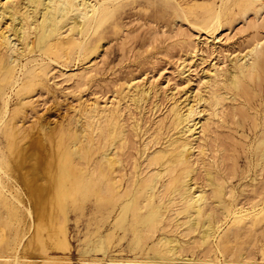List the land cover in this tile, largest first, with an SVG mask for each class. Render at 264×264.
<instances>
[{
	"label": "bare ground",
	"instance_id": "obj_1",
	"mask_svg": "<svg viewBox=\"0 0 264 264\" xmlns=\"http://www.w3.org/2000/svg\"><path fill=\"white\" fill-rule=\"evenodd\" d=\"M116 1L0 0V129L10 114L9 90L17 87L16 89L29 91L39 83L41 79L38 78L45 73L40 64L45 59L66 62L73 53L79 58L86 42L90 40L92 45L91 52L87 55V62L82 65V70L70 71L68 76L84 78L86 73L92 71L90 68L98 56L103 41L99 37L94 38L91 34L98 21L106 15L107 9ZM229 2L233 6L244 7L245 12L251 11L254 7L259 11L264 8V0H221L216 7L209 2L201 8L198 25L195 23L191 25L202 31L209 28L218 30L225 10L223 7ZM196 6L197 3L192 1L187 7H180L181 15L184 13L183 15L186 16L188 12L196 14L193 12V7ZM247 15L249 14H245ZM261 19L264 21V14ZM249 45L250 48L246 53L232 59L225 72H219L217 69L209 71L202 90L192 93L191 89L180 99L171 95L172 100L166 116L168 120L165 121L163 117L164 122L163 119L159 123L156 122L155 130L153 133L150 132L148 141L143 143L141 148L135 149L139 153V158L133 157L132 160V155L130 156L131 167L128 172L124 154L126 152L130 154L128 148L133 144L137 146L134 139L139 135L137 130H140L141 124L139 115L137 120H130L131 122L126 121V117L124 119L123 105L128 102L127 110H129L128 105L141 109L143 103L152 95L153 86L152 89L151 86L139 84L133 79L125 81L119 98L112 97L102 103L97 99L82 100L76 108L78 115L76 120L61 123L55 128L48 126L49 122L46 121L47 125L44 121L45 123L40 126L41 132L34 136L26 132L21 123L17 124L14 120L13 125L9 127L6 120L3 133L1 132L5 142L0 145V191L5 189L8 194H1L0 199L4 195V199L8 198L15 204V220L13 219L12 224L14 253L12 256L7 254L8 257H2L5 259L0 263L71 264L66 258L68 256L52 257L48 255L46 249L48 246L61 252L69 249L67 237L69 209L80 208L90 197L94 199V211L99 215L96 220L106 221L108 228L103 234L98 233L88 242L86 240L83 252L101 251L104 255L105 239L109 243L110 238L118 236L116 233L121 231L117 243L129 234L130 249L144 254L140 257L135 254L132 258L126 259L110 256L105 264H188L194 259H196L194 262L207 263L209 260V258L206 260L207 254L213 251L215 237L221 227H224L222 224L226 222V218L239 220L250 211L243 206V203L228 202L225 199L229 194L225 177L218 172L220 169L216 171L212 169L219 161H217L219 159L217 151L226 150L218 147V134L216 135L214 124L219 118L223 119L227 101L236 102L231 104L230 108L228 105V112H231L232 116L241 115L239 113L243 110L240 106H236L237 101L239 102V98L242 97L248 102L253 94L251 92L254 89L253 85L260 84L264 62V39H255ZM186 66L187 63L183 60L180 73L189 70V66ZM156 90H154L155 94ZM25 98L27 101L29 97L24 96L21 99ZM157 105L155 101L154 106ZM150 113L152 114V111ZM129 115L126 116L130 117ZM260 133L261 137L257 139L254 148L257 156L255 163L259 169H262L264 129ZM206 156L209 159H206ZM222 167L221 171L224 172ZM230 168L232 170L234 167ZM227 171L229 173L228 169ZM250 178L255 180V176ZM259 182L258 185H250L251 196H248V200L252 203L264 197L262 196L264 180ZM8 224L5 227L9 226ZM170 224L176 227V231L177 228H181L179 231H182V237L166 233L165 228ZM97 225L101 230L100 223ZM189 234L195 235L187 239L183 238ZM195 247L203 253L204 257L201 260L200 257L193 256ZM36 250L41 253L34 254ZM28 252L31 254L28 255ZM187 252H190V257L186 255ZM233 253L234 250L231 252L232 256ZM37 256L40 257L39 261L36 259ZM239 256L236 261L238 264H256L250 255L241 252ZM101 261L102 258L95 256L84 258L82 264H101ZM226 264L231 262L226 261Z\"/></svg>",
	"mask_w": 264,
	"mask_h": 264
},
{
	"label": "rangeland",
	"instance_id": "obj_2",
	"mask_svg": "<svg viewBox=\"0 0 264 264\" xmlns=\"http://www.w3.org/2000/svg\"><path fill=\"white\" fill-rule=\"evenodd\" d=\"M192 1L197 3V6L193 7V12L196 14L186 12V16H184V13V15H181L182 12L180 11L182 10H180V7H187L188 3H191ZM220 1L221 0H117L115 4H111L109 9H107L106 15L98 21L95 30L91 34L94 38L96 37L98 39L99 37L103 41V44L100 46L101 49L99 48L100 54L98 53V56L94 59L93 66L90 68V71L92 69V73H86L84 78L79 76H73L74 78H72L68 76L70 71L78 72L82 70V65L87 62V55L91 52L92 45L90 40L86 42L85 49L79 58H76V54L73 53L71 54L72 57H70L69 61L66 62H54L45 59L42 64H40L42 65V71L45 73L40 75L38 80H41L39 83L35 84L37 86L34 85L32 87V89L34 88L33 90L30 89L29 91H25L21 88L16 89L17 87L9 90L8 93L10 94V97L8 100V106L11 115L9 114L7 116L6 120L8 124H10H7V126L11 127L15 120L17 121V124H22L27 130L26 132L31 136H34L41 132L40 126L46 121L49 122V125L47 122L45 124L55 128V126L57 127L61 123L76 120L78 117L76 108L78 103L82 100L92 101L97 99L102 103L112 97L117 96L119 98L121 95V87L125 85V81L127 82L133 79V81H137L139 84L153 86L154 89L152 87L153 91L151 93L152 95H150L147 100L148 103H143L141 109H135L132 105H128L129 110H127L126 105L129 103L125 102L126 104L124 103L123 105L124 119L126 117V121H134L138 119L139 115L140 121H138L141 124L140 130H137L139 134L137 137L139 136L140 138L136 137L134 139L136 140L138 147L136 144H133L135 147L132 145L128 148L130 154L127 152L126 154L128 156L124 154V159H127L125 167L128 172L131 167L130 156L132 155V160L133 157L139 158V153L135 149L141 148L143 143L148 141L150 132L152 131L153 133L157 123H159L161 119H163V122L164 118L165 121L168 120L166 117L168 114L167 108L170 105L172 96L175 98L179 97L180 99L191 89L192 93L202 90L206 84L204 81H206L207 74L210 73L209 71L217 69L219 72H223L229 67L235 56H241L246 53L250 48L249 44H251L252 41L258 38L264 39V21L261 19L264 14V8L259 11L258 8L254 7L255 9L253 8L251 11L249 10L245 12L243 10L244 7L233 6L231 5V2H229V5L227 4L223 7V10H225L223 11L221 19V27H219L218 30L213 28L204 29L205 33L204 30H199L191 25L192 23L198 25L200 20L199 16H201V8L204 4L211 2L209 4L216 7L220 4ZM228 6L231 8L229 7L227 10L226 7ZM245 14L249 15L245 16ZM240 20H242V22ZM254 23H259L260 25L255 26ZM183 60H185V63L189 66V70L180 73ZM263 70L261 71L262 73L260 72V84L253 85L254 89L251 91L255 95L252 94V96L249 97L248 102L242 97L241 99L239 98V102L237 101L236 106H240V109L242 108L243 110V112L239 113L241 115L236 114L235 116H232V113H229L228 110L232 106L231 104H235L236 102L227 101L226 113L224 114L223 119H218V122L216 123L218 126L214 124L216 135L218 134L217 143L222 145L218 144V147H223L226 150L223 152L222 150L217 151V158L219 157L217 161H219L216 162L217 165H213L212 169L215 171L220 169L218 172L222 173L225 177L227 183L226 188L229 193H226L227 196H225L227 198L225 197V199L228 202L243 203V206L250 211L246 213V216L243 215L240 219L238 218L239 220H233L232 217H229L230 219L228 217L226 218V222L222 224L224 227H221V230L219 229L220 231L215 237L214 249L212 248L213 251H209V255L207 254L206 260L209 258L207 263H203L202 261H200V263L194 262L196 260L194 259L193 262L188 264H226V261H230L231 264H238L236 261L240 258L239 254L241 252L245 253L247 256L250 255V257L255 260L253 261L254 263L264 264V197L259 199L257 201L258 203H252L248 200L251 196L250 185H258L259 181V183H261L264 180V167L259 169L256 165L255 162L257 156L254 148L257 139L261 137V135H259L261 134V130L264 129ZM87 74L90 75L88 76ZM82 79L84 80L82 81ZM116 90L118 93H116ZM154 90H156V94ZM153 93L155 96H153ZM24 96L29 97L27 98V101L26 98L23 100L21 99ZM20 100L22 101L19 102ZM155 101H157V107L154 106ZM131 108L133 113L130 112ZM164 108L166 109L164 110ZM158 109L160 111H158ZM143 110L146 111L144 112ZM150 111H152L153 117ZM136 112H138V114ZM160 112L162 113L160 114ZM128 113L130 115L132 113L133 116H130ZM134 113H136L137 116H135ZM126 115H129L130 117ZM141 120H143L142 123ZM5 121L2 124L3 126H1L2 130L0 129V145L5 142L4 135L2 134L4 125L7 123ZM128 124L130 125L129 122ZM147 131L148 133H146ZM142 132L143 135H141ZM207 152L210 153L209 151ZM209 155H211V153ZM205 158L209 159L207 156ZM221 167L224 172L221 171ZM230 167L234 168L231 170ZM227 169L229 170V173ZM252 176H255L254 181L250 178ZM3 193L6 195L8 194L5 189L0 191V195ZM3 196L4 195L1 196L0 204L6 201L2 205L4 207L7 206L8 210L0 205V209L2 208L0 212V218L2 219L0 220V227H2V229L0 228V235L4 234L3 236H0V245L2 246L0 247V262L5 259L2 257L12 256L14 253L12 248L14 246L12 242L14 227H12V224L15 220V204L8 198L4 199L5 197ZM93 202L94 199L90 197L86 202L82 203L80 208L74 207L69 209L67 234L70 244L69 249L65 252H61L48 246L46 249L48 255H51L52 257L61 256L64 258L68 256L66 258L71 264H82L84 258L87 259L95 256L102 258L101 264H105L110 256H115V258L120 259H126L128 257L132 258L135 254L139 257L142 256L144 253H136V251L130 249L128 241L130 240L131 235L127 234L126 238L121 239V242L117 243L121 231L116 233L118 236H112V238H110V242L113 241L112 243H107V240L105 239L106 250L104 255L101 251L83 252L84 246L88 240L94 238L98 233L103 234L108 228L106 221H103L104 227L103 222H98L100 221L99 219L96 220V218H99V215L98 213L96 215L94 211ZM249 202L252 203L253 206ZM11 203L13 205H11ZM8 205H10V207H8ZM5 222L10 223L11 225L8 223L5 224ZM99 223L101 225V230L99 225H97ZM7 224L9 226L5 227ZM165 229L167 234H177V236L182 237V231H179L181 228H177L176 231V227L173 224L166 226ZM95 230H97L96 234L93 235ZM194 235L195 234L185 235L183 238L187 239ZM229 236L230 238H228ZM86 240L87 242H85ZM9 248L11 250H9ZM233 250L235 253H233L232 256L231 252H233ZM199 251L200 249L195 247L193 256L194 258L196 256L200 257L199 260H201L204 256L203 253L201 251L199 253ZM238 251L240 253H238ZM18 252L20 253V251ZM37 252L38 250H36L34 254H37ZM20 254H22V252ZM30 254L31 252H28V255ZM186 255L188 257L191 256L190 252H187ZM237 256L239 257L237 258ZM36 259L39 261L40 257L37 256ZM233 260L235 262H233Z\"/></svg>",
	"mask_w": 264,
	"mask_h": 264
}]
</instances>
